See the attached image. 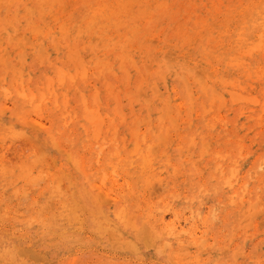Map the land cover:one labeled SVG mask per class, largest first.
I'll list each match as a JSON object with an SVG mask.
<instances>
[{"label": "rangeland", "instance_id": "1", "mask_svg": "<svg viewBox=\"0 0 264 264\" xmlns=\"http://www.w3.org/2000/svg\"><path fill=\"white\" fill-rule=\"evenodd\" d=\"M90 1H92L91 3L94 5L99 4L102 7L104 6L101 10L104 12L117 9L120 10L118 4L123 2V0ZM186 1L187 0H177L178 4L182 6L183 12L188 7ZM184 5L186 7H184ZM131 8L129 9V13L131 14L130 19L134 20L133 22L130 24L126 22L125 18L122 17V11H119L120 17L117 19L118 21L115 20L116 18H113V20H115L114 22L110 19L111 23H107L106 20H103L105 24H100L99 28V31L103 32L102 34H98L97 32L90 33L82 27L69 30L65 22H62L64 23V27L62 25L59 26L61 20L55 23L51 14L58 9H62L64 13H67L69 7L66 0H59V2L58 0H0V56L2 55L4 58L7 56L5 60L1 56L0 88L4 86L3 88H7L6 93L10 92V94L5 97V94L3 96L4 90L0 89V107L4 105L13 107V94L10 88L20 87V80L22 85L28 83V87H30L29 90L33 91L36 84L40 83L44 77L48 75L51 77L54 71L61 70L62 66L68 64L73 70L76 66L75 68L77 69L75 70L78 71L74 70V72L79 73V69L83 70L87 66V61H97L96 63L106 72H101L103 76L101 75L100 77L93 75V79L98 81L102 79L105 82L104 88L107 84L105 93L109 96L106 103L103 104L98 94V102L100 100L99 104L101 105L100 114L105 115V118L102 117L103 121L101 119V124L103 123L104 125V120H106V123L110 121L111 124L109 127H111V131H114L113 129L117 127L115 130L116 132H114L115 138L113 137V133L110 132L111 141L102 138L103 142L100 135L99 137L97 136L96 139H94L95 136H93L89 138L90 141H87L86 124L79 121L74 114L69 112L70 114L67 113L63 119H55L54 121L55 130L52 134L56 135L57 139L54 140L53 138L51 139V137L47 138L43 142V151L40 154H34L31 145L28 143V137H26L29 136L28 128L20 130V135H15V133L17 134L19 132L17 126H20L18 124L14 125L13 122L19 121L18 117L13 118L14 120L8 119V113L1 118L0 146L2 145V147H0V156H4L5 159L2 161V157L0 158V167L2 169L3 165L5 169H0V228L8 229V231L0 233V264H19V262L21 264H264V140L260 137L251 138L256 130L248 131L247 128L242 127L238 130L236 136H232V132L228 128L227 130L225 129L219 132L220 127L218 125L205 122L204 118L199 115V108L204 107L207 116L212 113V108L210 109L209 105L206 106L204 99L207 98H203L202 95L210 93V95H214L213 97H217L222 104V106L220 105L218 108L221 112L226 110L227 104L225 103V98H219V96H215L216 94L213 93L214 91L216 92V90L219 91L213 86L215 76L212 69L204 65L205 60L202 58V55H199L197 52L195 55L189 56L184 51H179L181 42H179L177 38H186L187 40H185V42H187L188 37L191 35L190 30L183 27L180 31H177L178 28L175 27L176 30H173L175 35L174 38L165 36L158 37L154 34L141 36V25L139 24L140 15L150 17L155 14V11L151 8H148V10L147 8L145 10L140 9L139 11L134 10L133 7ZM32 9L33 13L31 14L30 11H32ZM185 11L186 13L188 12L187 10ZM42 15H44L45 18H42ZM28 16H30V18H27ZM203 16H205V14L202 15L201 22L204 19ZM35 18H40L43 22V28H41V30L40 26L34 22ZM96 23L99 22L97 21ZM36 25L38 27L35 28L34 26ZM33 27L35 30H33ZM54 27H56V30H54L53 33L51 32L52 34L49 37L45 38L44 32L46 28L53 30ZM60 27L63 29H60ZM16 29L17 31H14ZM203 30L201 34L204 35H202L198 41L202 42L200 47H202L204 53H207L208 49L210 50L211 48V50H213V46L210 45L211 41ZM122 31L124 32L122 33ZM17 33L18 35L16 36ZM120 33L125 36V43L118 37ZM24 35L28 37L27 39L31 40L30 43L32 42L33 45H29V40L26 38L27 41L22 39V36L25 37ZM126 35H128L129 38H126ZM12 37H14L15 40ZM54 37H57L56 43H51L54 41ZM98 37L100 38L98 39ZM8 38L10 39L8 40ZM20 38L21 40H19ZM107 38L115 39L112 40V45L122 46L121 60H124L122 63L123 69L118 65V71L115 72L117 70L115 69L114 74L113 70H107L109 61L106 52L111 48L109 45L110 43L106 40ZM78 39L83 41H77ZM72 41H74V43ZM17 42L22 43V45L24 44V52L22 48H20L21 45L19 46ZM151 42L152 44L149 47V43ZM72 43L74 47L76 45L75 43H78L76 48L73 47ZM55 46H57V50ZM207 46L211 47L207 48ZM42 47L44 48V52L46 51L44 54L41 52ZM152 47L154 49H152ZM4 48H6V53ZM40 48L41 51L38 52L37 50H40ZM149 51L151 53L148 55L147 53H149ZM19 52L25 54L24 56L21 53V56H24L23 58L26 62H24L25 60L23 58H21V60L18 57ZM165 52H169V56L167 55V57L174 58V60L172 59L173 61L167 58L172 64L170 67L171 64H169V62L167 63V65H169V70H167L168 67L165 65V59L162 58L163 56L165 57ZM170 52L175 53L170 54ZM7 53L9 55H6ZM125 53H127L126 56L124 55ZM39 55H43V58ZM140 55L143 56L145 60H143ZM155 55L158 57L159 63H157L158 59L155 58ZM73 58L76 59L75 63H72V61H74ZM40 59H42V61ZM105 60H107L108 63ZM39 61H41L40 64ZM79 61L84 63V65H82L84 68L82 66L80 67ZM131 61L138 69L133 67ZM4 62L7 63H5L6 66ZM102 64L104 65L102 66ZM12 65H14V68ZM145 66L146 68L149 67V73L147 72V75H145V73L148 69L144 68ZM181 66L184 69L190 68V70H194L196 67V71L200 69L199 72L201 74L199 72L197 73L200 75L203 74L201 77L199 75V77H204L201 81L203 80L205 83V89L202 90L203 83H198L200 79H198V74L197 77L193 74L196 72L195 70H184ZM18 70H21L19 72L22 77L18 75ZM125 70L130 73V76ZM157 70L159 71L156 72ZM160 70L162 71L161 73ZM209 72H212L211 76ZM186 74L192 76L193 83L188 80ZM141 75L143 76V80ZM193 76H195V78ZM183 77L187 79H185L186 82ZM164 79L165 81H163ZM144 80H147V83H145ZM106 82L109 84L111 83L113 87H109V84ZM138 84L139 86L137 87ZM153 84L158 88L153 86ZM186 84L189 85L187 86V90L192 94L193 100H191L192 98L190 99L191 95H188L190 93L186 90ZM140 85L142 90L138 89ZM151 86H153L152 89H154V91L150 88ZM98 87H101V85L99 84ZM128 87L133 90L135 95H130H134V98H137L139 93H145L146 95L139 94L138 99L131 100L133 98L127 96L129 91L127 95L125 94ZM173 87L176 91H174ZM111 88L112 90L109 91L110 93L107 92ZM116 88H120L121 90L119 89L120 91L118 92ZM157 89L162 93L161 98L160 95L156 96L159 94V90ZM136 90H139L137 92L138 94ZM211 90H213V92ZM133 92L130 91V93ZM178 92L184 93L183 96L179 95ZM117 93L120 96V103ZM219 93L221 94L220 91L217 94ZM114 94L121 106L119 110L116 109L119 105H114V103H117V101L115 102ZM221 95L223 96V94ZM186 98L187 100H191L190 102H192V104L189 102L190 107L187 110V114H184L181 119L180 117L183 114H175V110L172 106ZM147 99L149 101H147ZM166 99H169L168 102L170 106L168 102H165ZM84 101H86V97ZM146 107H149L150 110ZM161 107H163L164 112L168 110L167 108L171 107L172 110L169 109L170 111H168L170 112V116H173L174 120L176 118L175 124L171 118L173 123L170 121L168 118L169 115L167 114H165L163 119L159 116L160 119L157 117V115L163 113ZM165 107H167V110ZM210 107L212 106L210 105ZM114 111H116V113L123 111L124 114H122L123 112L121 113L123 116H121V114H114ZM33 112L35 113L33 114ZM105 113H107V115ZM35 114L39 116V118L35 116ZM230 115L232 116V113ZM142 117L145 119H143V122ZM148 117L149 120L144 122ZM28 118H30L32 122H36L35 119H37L45 123L46 127L51 128L52 122L50 121V116L48 113L39 111L38 108H30ZM69 118L71 119L69 120ZM111 118L112 120H110ZM119 119H121V121ZM137 119L139 123L135 125V120ZM244 120L245 116L240 114V121L242 122ZM249 121L253 122L254 119ZM131 124L134 125L132 126ZM175 125L177 126L176 128ZM212 125L214 126L212 127ZM263 126L264 124L261 123L258 125V128H263ZM133 128L136 130L134 129L131 133ZM15 130L17 132H15ZM21 131L27 135L23 133L24 136H22ZM159 131L163 137H165V133L170 134L166 135L169 137H165L166 139L164 138L166 143H160L161 141L158 142L160 138L158 139L159 136L157 133H159ZM134 133H144L142 140L146 144L151 143V149L149 148L150 150H148L150 157L145 159L146 162L150 160V163H146L138 179L134 176H124L121 171L122 169L116 171L110 169L112 162L110 163L108 157L110 155L111 159L114 160V156L116 155L107 154L114 145L115 147L117 145V147L114 148L118 151L119 148H123V153L132 148L137 139ZM44 134L45 133H41L40 135L43 137ZM50 134L51 133H46L45 136ZM91 134L95 135V133L92 132ZM218 134L226 135L230 140L236 138L241 144H246L245 147H241L245 151L240 152V157L233 163L232 170L230 169L228 172L225 168L228 160L222 158L220 154L217 153L220 145L214 142L215 135ZM120 136L124 139L121 140ZM170 140L171 142H169ZM202 140L208 141L211 146H207L206 149L205 146L202 145L204 143H202ZM191 141L192 144L188 147ZM156 143H158L157 147H154L153 144ZM208 143H206V145ZM53 144L58 148L56 149ZM83 144H88V146L83 148ZM103 144L104 146L100 148ZM179 145L181 147L180 153H178L179 149L177 147ZM60 149H62L63 152L58 151ZM98 150H100V153H98L99 155L97 154V152H99ZM202 150H206V153H202ZM151 151H155V155L151 153ZM190 152H192V154ZM29 155L34 157H31L32 159H38L35 165L33 164L34 162L32 163L29 159L31 165H26L27 168L26 166L19 165L27 163V157H29ZM14 156H16V158ZM97 156L98 159H96ZM134 157H136V155H134ZM216 158H220L221 163L220 166H216L215 168L216 162H214V160ZM45 159L48 162H51V159H53L55 164L52 166V163H47L44 161ZM77 159L83 161V167L82 165L80 166V161ZM95 160H98V162ZM198 160L200 162H198ZM206 161H210L209 164H206ZM5 162L7 163L6 165L3 164ZM104 163L109 171H107L106 168L104 169ZM177 163H180V165L175 167L174 165ZM198 163H200V166ZM32 164L34 166H32ZM18 166H20V168ZM6 167H9L8 169L13 172H10ZM46 167L48 168L47 170ZM81 167L90 173L91 178L86 181L89 183L91 182L89 184L90 186L95 185L97 191L98 185H101V179H99L96 174H93V170L95 169L94 167L101 168V172L103 171L102 173L105 174L104 176L107 175L105 177L107 183L106 185H102L103 189L115 195L121 194L124 203L128 205L125 207V210L128 209L127 217L122 224H119L120 226H118L115 234H109L112 235V237H109V231H103V228L98 226L95 227L94 224L96 223L94 222V217H92L93 215L87 214V210L83 206L84 194H87L89 185L83 181L85 179V173ZM38 168H41V171ZM26 169L29 171L31 170L28 172L29 174L26 172ZM5 170H7L8 173ZM175 170H177V172H175ZM234 170L237 171L234 172ZM131 171H133V168H131ZM38 172H40L39 176L41 173H45L42 174L44 178L40 176L42 179L40 181L37 179L39 176L36 175ZM152 172L154 173L151 174ZM230 172L233 173V176ZM25 173L28 175H25ZM35 175L37 178H34ZM56 175L62 182L51 179V177ZM32 178L36 179L38 183ZM199 178L207 181L206 188L200 185L198 181ZM226 178L229 180L227 183ZM31 179L35 183H33ZM147 179H150L149 181L152 182V184L154 183V187L157 191L150 185L151 183H148L151 187L150 190L153 191L149 194L150 190H148L147 183H145ZM218 179H220V181ZM133 180L135 185L131 186ZM26 181L28 182L26 183ZM217 181L221 183L214 187ZM57 183L58 193L52 188L54 185L56 186ZM219 185H222V189H220ZM23 187L26 196H22L23 198H21L20 195L23 192ZM235 188H238L239 193L232 195ZM129 190H132V193H130ZM80 193L83 196H80ZM220 197L222 198L221 202L219 201ZM257 198L258 202L256 201ZM142 199L144 201H142ZM233 200L235 202H233ZM17 201L19 207H17ZM249 201L250 203H254V201L257 202L256 205L255 203L253 204L255 205L254 209L256 207V210H254L256 214L252 218H249L253 210L252 206H249ZM248 212L251 213L248 214ZM190 214L193 218L190 217ZM75 215L78 218L74 219ZM160 218L165 219L164 221L161 219V221ZM179 223H181L183 230L186 231L185 233H183V231L180 234H176L174 225ZM145 225L149 227L148 229L151 230L153 234H157L159 230L168 231L163 238L156 239V241L146 246L147 243L145 245V242L147 241L144 239L145 242H143L144 230H139ZM242 225L244 227H242ZM50 229L55 231L54 237H52L51 240L46 239L45 235H43V232ZM180 230H182L181 227L178 228V231ZM193 230L196 232L195 235L192 234ZM61 232H65L67 235L66 240L60 239ZM203 232L205 233L203 234ZM191 234L193 237L199 238L200 240L201 238H205V241H203L204 243L200 240L196 243L187 242ZM115 238H117V241ZM128 238L130 239L128 241H132L136 246L132 245L134 247H131L130 243L128 244L127 242ZM163 242H167L169 247L165 245V247H162ZM199 242L203 244L200 246L197 245ZM13 244L15 246L12 247ZM182 247H185L186 250L184 249L183 251ZM20 248H26L27 250L32 248L33 250L31 249V254H29V250V253H24ZM158 249H161V251ZM11 255L12 257H10ZM32 256H34L36 260H34L35 258Z\"/></svg>", "mask_w": 264, "mask_h": 264}, {"label": "bare ground", "instance_id": "2", "mask_svg": "<svg viewBox=\"0 0 264 264\" xmlns=\"http://www.w3.org/2000/svg\"><path fill=\"white\" fill-rule=\"evenodd\" d=\"M58 2H59V0H58ZM66 2H67V5L69 7L67 13H64L62 11V9H58L57 11H54L51 14V16L53 17V20H55V23L61 20V23L59 24V26H61V25L63 26L64 23H62V22H65V24L68 26L69 30L70 29L75 30V28L82 27V28H85L90 33H96L97 32L98 34H102L103 31H99L100 24H105L103 22V20H106L107 23H111V20H113V18H116L115 20L118 21L117 19L120 17V14L118 13L119 11H122V17H124L126 22H128L130 24L131 22L134 21V20L130 19L131 14L129 13V9L131 7H133L134 10H136V11H139L140 9L145 10L146 8H147V10H148V8H151L152 10L155 11V14H153L150 17H145L144 15H140L141 18H140L139 24L141 25V29H140V35L141 36H147V35L154 34L158 37L165 36L168 38H174L175 35H174L173 30L175 29V27L178 28L177 31L178 30L180 31L181 28H183V27L188 28L191 32V35L188 37L187 42H185V40H187L186 38H184V39L177 38L178 41L181 42L179 51H184L189 56H193L197 52L199 53V55H202V58L205 60L204 65L206 67H208L209 69H212V71L214 73L215 80L213 82V86L216 87V89H218L221 92V94H223L224 97L220 93L217 94L219 92L217 90H216V92L215 91L213 92L214 89L211 91L216 94L215 96H219V98L220 97L225 98V103L227 104L226 110L224 112H221L218 108L220 105L222 106V104L217 99V97L216 98L213 97L214 95H210V93L204 94V95H202V97L207 98V99H204V102H206L205 103L206 106L209 105V108L210 109L212 108V110H211L212 113L207 116L205 113L206 111H204L205 108L200 107L199 108V115L204 118L205 122H207L209 124L213 123L215 125H218L220 127L219 132H221L222 130H225V129L227 130V128H228L232 132L231 133L232 136H236L238 134L237 133L238 130L241 129L242 127H245V128H247L248 131H252V130L255 131L256 130L255 133L253 134V136L251 137L252 139H254L255 137H260L262 140H264V126H263V128H258L259 124H261V123L264 124V0H187L186 4L188 7L185 9L188 11L187 13L185 10L183 12V8H182V6H180L178 4L177 0H142V1H140V0H123V2L121 4L120 3L118 4V6L120 7V10L117 9V10H112L110 12L109 11H105V12L101 11L104 6L102 7L99 4L94 5L91 3L92 1H90V0L89 1L88 0H66ZM184 7H186V6L184 5ZM151 9H150V11H151ZM30 12L32 14L33 9ZM204 14H205V16H203L204 19L201 22V17ZM41 17L45 18L44 15H42ZM27 18H30V16H28ZM115 20H113V22ZM97 21L99 23H96ZM34 22L37 23L38 26H40V30H41V28H43L42 27L43 22L41 21L40 18H35ZM119 22H121V21H119ZM38 26L36 25L34 27L36 28ZM34 27H33V30H35ZM55 28L56 27H54L53 30L46 28V31L44 32V37L45 38L49 37L54 32V30H56ZM60 29H63V28L60 27ZM202 30L206 32V34L208 35V39L211 41L210 45L213 46V50H211V48H210L211 46H207V48H210V50L208 49L207 53H204V51L202 50V47H200L202 42L198 41L201 38V36L204 35V34H201ZM14 31H17V29ZM37 31H38V29H37ZM124 31H122V33ZM122 33L118 34V37L122 40V42L125 43V39H124L125 36ZM17 35H18V33L16 34V36ZM16 36H14V37H16ZM8 37H9V35H8ZM14 37H12V38L14 39ZM65 37H67V36H65ZM25 38L27 39L28 37L22 36V39H25ZM56 38L55 37H54V39L52 38L54 41L52 40L53 42H51V43H54V42L56 43V40H57ZM99 38L100 37H98V39ZM126 38H129V36L126 35ZM9 39L10 38H8V40ZM110 39L111 38L106 39L110 43L109 45L111 47L110 50L106 52V55H107L108 61H109V65H108L109 69L107 68V70H110V69L113 70V74H114L115 72L118 71V65L121 66V68H122V66H123L122 63L124 62V60H121L122 46L112 45V40L114 38H112L111 40ZM19 40H21V38ZM27 40H29V39H27ZM64 40H66V39H64ZM79 40L80 39H78L77 41H79ZM30 41L31 40L28 41L29 45H33L32 42L30 43ZM82 41L80 40V42H82ZM104 41H105V39H104ZM154 41H155V39H154ZM0 42H1V40H0ZM72 42L74 43V41H72ZM91 42H89V43H91ZM152 42L149 43V47L151 46ZM24 43H25V41H24ZM17 44H19V46L21 45L20 48H22V50L24 49V46H23L24 44L22 45V43H18V42H17ZM75 44L77 45L78 43H75ZM76 45L74 47V44H73V47L76 48ZM100 45H101V43H100ZM101 46H98V47H101ZM105 46H108V45H105ZM56 47L57 46H55V49H56ZM95 47H97V46H95ZM152 49H154V48L152 47ZM5 50H6V48H4V51ZM37 51L38 52L41 51V48H40V50H37ZM70 51H72V50H70ZM6 52L7 51H5V53ZM23 52H24V50H23ZM23 52H19V54H18L19 56L17 55L20 59L25 56V54ZM41 52L43 54L46 53V51L44 52L43 47H42ZM21 53H22V55H24L23 57L21 56ZM150 53L151 52L149 51V53H147V54L149 55ZM171 53L174 54L175 52H170V54ZM76 54H79V53H76ZM126 54L127 53H125L124 55L126 56ZM168 54H169V52H165L164 55L166 58L164 56L162 57L163 59H165L164 60V62L166 63L165 65H166V67H168L167 70H169V65H167V63L169 62V64H171L170 61L174 60V58L167 57ZM6 55H9V54L7 53ZM124 55H123V57H124ZM1 56H0V62H2ZM39 56H41V55H39ZM47 56H48V53H47ZM67 56H69V55H67ZM6 57L7 56H5V58L3 57V59L5 60ZM41 57L43 58V55ZM141 57L143 60H145L143 58V56H141ZM124 58L126 59V57H124ZM155 58L158 59V57L156 55H155ZM46 59H47V57H46ZM102 59H104V58H102ZM40 60L42 61V59H40ZM75 60L76 59H74V61H72V63L73 62L75 63ZM79 60H80V58H79ZM100 60H99V62H100ZM41 61H39V64L41 63ZM47 61H48V59H47ZM105 61H107V60H105ZM108 61H107V63H108ZM154 61H155V59H154ZM24 62H26V60ZM96 62L97 61H93V62L87 61V66L85 68H84V66H82V65H84V63L82 62L83 63L82 64L80 62L79 63L80 67L82 66L84 69L83 70L79 69V71H80L79 73L74 72V70L77 69V68H75L76 66L74 67V70L68 64L65 66H62V69L61 70H55L51 77L49 75L47 77H44L40 83L36 84L35 88H33V91L29 90L30 87H28V83H25L24 85H22L21 80H20L19 81L21 84L20 87L17 86L16 88H13V89L10 88V91L13 94V107H8L7 105L0 107V120L3 116H5L8 113H9V115L7 116L8 119H13L15 117H18L19 121L13 122L14 125L18 124L20 126V127L17 126V128H19V132L17 134L15 133V135H18L20 133V130H25L26 128H28V130H29L28 135L29 136H26V137H28V143L31 145V148L33 149L32 151H34V154H40L43 151V149H42L43 142L47 138L51 137V139L52 138L54 140L57 139V136L52 134V132L55 130L54 121H55V119H63V117L69 112L74 114L76 116V118H78L79 121H82V122H84V124H86L87 141H90L89 138H91L93 136H95L94 139H96L97 136L99 137V135L101 137V140L103 138V139H107V140L111 141L110 132L113 133V137L115 138L114 132H116L115 130L117 127L115 129H113L114 131H111V127H109L111 124L110 121H108L106 123V120H104V125H103V123L101 124V119L103 121L102 117L105 118V115L100 114L101 105L99 104L100 100L98 102V97L100 96V99L102 100L103 104H105L107 101V98L109 96L105 93V91H106L105 88H106L107 84L104 88L105 82L102 79H100V81L93 79V75L96 77H100L101 75L103 76V74H101V72H103V73L106 72ZM143 62H145V61H143ZM5 63L6 62H4V64ZM157 63H159V59H158ZM6 64H5V66H6ZM131 64H133V62ZM103 65L104 64H102V66ZM13 66L14 65H12V67ZM21 66H23V65H21ZM55 66H57V65H55ZM135 66L136 65L133 64V67H135ZM171 66H172V64L170 65V67ZM197 67H198V65H197ZM13 68H12V70H13ZM56 68L59 69L58 67H56ZM144 68H146V66ZM115 69H117V70L114 72ZM136 69H138V68H136ZM146 69H148V70H146L145 75H147V72L149 73V67H147ZM159 69H161V68H159ZM182 69H184V68L182 67ZM187 69H188V71L190 70V68H187ZM194 70L196 71V67ZM194 70H192V71H194ZM198 70L200 71V69H198ZM4 71L6 73L5 69H4ZM19 71H21V70H18V72ZM75 71H78V70H75ZM158 71L159 70H157L156 72H158ZM199 71H196L195 73L192 72V73L194 75H196V77H197V74H198L197 72H199ZM161 72L162 71L160 70V73ZM211 73L209 72L210 76L212 75ZM127 74L129 75L130 73L127 72ZM200 74H198V79L203 75V74L202 75H200ZM207 74H208V71H207ZM18 75L21 76L20 72ZM199 75H200V77H199ZM106 76H110V75H106ZM182 76H184V75H182ZM29 77H28V80H29ZM141 77L143 80L142 75H141ZM163 77H164V75H163ZM186 77L188 78V80L190 82L193 83L192 76H190L189 74H186ZM193 77L195 78V76H193ZM126 78H127V76H126ZM203 78H200L198 81V83L200 82V84L203 83L202 90L205 89V85H204L205 83L203 82V80L201 81V79H203ZM127 79L129 80V78H127ZM183 79L185 81L186 78L183 77ZM142 80H140V81H142ZM146 81H145V83H147ZM163 81H165V79ZM15 83H16V80H15ZM106 83H108V82H106ZM99 84L101 85V87H98ZM154 84H153V86H156ZM108 86L113 87V85H111V83ZM138 86H139V84L137 85V87ZM153 86H151L150 88L152 89ZM187 86H189V85L186 84V90H187ZM206 86H207V84H206ZM3 87L1 86L0 89L4 90L3 96L5 94V97H6L8 94H10V92L6 93L7 88L5 87L6 88V90H5V88H3ZM137 87H136V89H137ZM174 87H173V89H174V91H176V89ZM214 87H212V88H214ZM116 89L118 90V92L121 90L120 88H116ZM138 89L142 90L141 85ZM111 90H112V88L110 90H108L107 92H109ZM139 90H136V93ZM152 90L154 91V89H152ZM157 90H159V89H157ZM128 91H129V94H128ZM130 91L133 92V90L130 87H128V90H126L125 91L126 93L125 92L124 93L126 95L128 94L127 96L132 97L133 99H131V100L138 99L139 94L146 95L145 93H139V94L137 93L138 94V95L136 94L137 98H134L133 97L135 95L134 92L130 93ZM187 91H189V90H187ZM204 92H205V90H204ZM158 93L159 94H157L156 96L160 95V98H161L162 97L161 91L159 90ZM188 93H190V91ZM98 94H99V96H98ZM130 94H134V95H130ZM183 94L184 93H182V92L179 93V95H181V96H183ZM188 95L189 96L191 95L190 99L192 98L191 100H193L192 94L190 93ZM85 97H86V101H84ZM119 97L120 96L118 94V99H119ZM116 98L117 97L114 94L115 102L117 101ZM169 99H170V97H169ZM169 99H166L165 102H168ZM131 100H130V102H131ZM191 100H187V98H186L185 100H181L180 102H177L176 104H174L172 106L175 110V114H178V115L183 114L180 117L181 119L183 118L184 114H187V110L190 107L189 102ZM144 101H145V99H144ZM147 101H149V100L147 99ZM119 103H120V99H119ZM119 103L117 101V103H114V105L118 106ZM190 103L192 104V102H190ZM168 105L170 106L169 102H168ZM210 105L212 107H210ZM115 106H114V108H115ZM169 106H167V107H169ZM120 107L121 106L119 105L118 107H116V109L119 110ZM167 107H165V109ZM30 108H33V109L38 108L39 111H41L43 113H48V115L50 116V121L52 122L51 128L46 127L45 123L38 121L37 119H35L36 122H32L31 119L28 118V112H29ZM130 108H131V105H130ZM161 108H162L161 110L163 113L161 112L162 114L157 115V117L159 116L160 118L163 119L165 114L170 116L169 111L172 110L171 107L167 108L168 110L170 109L169 111L166 109L169 114L167 113V111H165L166 113L163 111L164 110L163 107H161ZM191 108H192V106H191ZM209 108H207V109H209ZM147 109L150 110L149 107ZM132 110H131V112H132ZM45 111H47V112H45ZM122 112L120 111L119 113L118 112L116 113V111H114V114L116 113V114L120 115ZM34 113L35 112H33V114ZM231 113H232V116L230 115ZM105 114L107 115V113H105ZM122 114H124V112ZM122 114H121V116H123ZM240 114H243L245 116V120L242 122L240 121ZM148 115H149V113H148ZM35 116H37V115L35 114ZM169 116H168V118L169 119L171 118L175 124L176 118L174 120L172 115H171L172 117L171 116L169 117ZM37 117L39 118V116H37ZM109 117H111V116H109ZM149 117H150V115H149ZM149 117L144 122H147L149 120ZM121 118L124 119L125 116H124V118L123 117H121ZM136 118H138V117H136ZM70 119L71 118H69V120ZM143 119L144 118L142 117V122H143ZM171 119H170V121H171ZM251 119H254V121L250 122L249 120H251ZM110 120H112V118ZM119 120L121 121V119H119ZM135 121H136V124L135 123L134 124L137 125V123H139V120L137 119ZM10 125H12V124H10ZM64 125H66V124H64ZM81 125H82V123H81ZM176 125H175V128L177 127ZM213 126L214 125H212V127ZM82 127H83V125H82ZM128 127H130V126H128ZM165 128H166V126H165ZM134 129L135 128H133V130L130 129L131 133H132V131H134ZM15 132H17V131L15 130ZM21 132H22L21 133L22 136L27 135L23 131H21ZM84 132H85V130H84ZM91 132L95 133V135L91 134ZM23 133H24V135H23ZM41 133H45L43 135V137L40 135ZM46 133H51V134L48 136H45ZM88 133H90V134H88ZM131 133H130V135H131ZM143 134L144 133H137V134L134 133V136L137 138L135 140L136 142L134 141L135 142L134 146L132 148H130L129 150H126L124 153L122 152L123 148H119V151L117 149H115L117 147V145H116V147L114 145L115 148L112 147L110 149V151L107 152V154H115L116 155V156H114L115 157L114 160L111 159L110 155L108 157V159H110V163L112 162L110 169H112L113 171L114 170L116 171L118 169H122L121 171L124 174V176H126V177H129V176L133 177L134 176L137 179L140 178V176H141L140 174L143 170V167H145L146 163H148V164L150 163V160H148L146 162L145 159H148L150 157L148 150L151 149L150 148L151 143L146 144L142 140ZM157 134L159 136L158 139L159 138L161 139V140L159 139L158 142L161 141L160 143H162V142L166 143L165 137H169V136H166L169 133L168 134L165 133V137L162 136L160 131ZM120 137H121V140L124 139V138L122 139V136H120ZM132 137H133V134H132ZM243 137H244V135H243ZM162 139H163V141H162ZM54 140H52V141L55 142ZM169 142H171V140ZM214 142H216V144L220 145V148L217 150V153L220 154V156L222 158H225L228 160V162L225 165L226 171L228 172L230 169L232 170L233 163L235 161H237V159L241 155L240 152L245 151L241 147H245L246 144L245 145L241 144L236 138L230 140V139H228V137H226V135H222V134L215 135ZM202 143H203L202 145H204L206 149H207V146H211L210 143H208V141H206V140H202ZM206 143H208V144L206 145ZM157 144L158 143L153 144L154 147L155 146L157 147ZM190 144H192V141H191V143L189 142L188 147L191 146ZM17 146H18V144H17ZM86 146H88V144H83V148H85ZM103 146H104V144L101 145L100 148H102ZM0 147H2V145ZM54 147H56V149L58 148L55 145H54ZM123 147H124V145H123ZM177 147L179 149L178 153H180L181 152L180 145ZM58 151H62V149H60ZM98 151L99 152H97V154L100 153V150H98ZM154 152L155 151H153V152L151 151V153H154ZM190 153L192 154V152H190ZM202 153L205 154L206 150L205 151L202 150ZM31 154H33V153H31ZM67 155H68V153H67ZM134 155H136V157H134ZM154 155H155V153H154ZM14 157L16 158V156H14ZM29 157H27V163H24V165H22V164H19V165H21V166H26L28 164L31 165L29 160H31L32 163L34 162L33 164L35 165V163H36V161H38V159H32L31 158V157H33L32 155H29ZM258 157H257V159H258ZM0 158L2 159V161L5 159L4 156H0ZM35 158H37V157H35ZM96 159H98V156ZM47 160H48V158H47ZM51 160L53 162L52 161L48 162V161H46V159L44 161H46L47 163H52V166H53V164H55V161L53 159H51ZM78 161H80V160H78ZM82 162L83 161H80V166L82 165V167H83ZM96 162H98V160ZM135 162H137V163H135ZM198 162H200V161L198 160ZM209 162L210 161H206V164H209ZM214 162H216V164H215V168H216V166L217 167L220 166L221 160H220V158L219 159L216 158L214 160ZM3 164L6 165L7 163L5 162ZM33 164H32V166H34ZM133 164H134V167H133ZM105 165L106 164L104 163V165H103L104 169L106 168L107 171H109L108 167H105ZM178 165H180V163H177L174 166L176 167ZM198 165L200 166V163H198ZM2 167H3L2 169H5V167L3 165H2ZM18 167L20 168V166H18ZM82 167H81V169L85 173V179L83 181L89 185L91 182L89 183L86 180L91 178L90 173L85 171ZM258 167H260V166H258ZM26 168H27V166H26ZM94 168L95 169L93 170V174H96L97 177H99V179H101L100 180L101 185H98V191L96 190L97 188L95 185H92V186L89 185L87 194H84L83 206H84V208H86L87 214L93 215L92 217H94V222L96 223V224H94L95 227L98 226L100 228H103L102 229L103 231H109V233L107 232L108 235L110 233L113 235V234H115V231L118 229V226H120L119 224H122L125 221V219L127 217V211H128V209L125 210V207L128 205L126 203H124L121 194L115 195L112 192H108V191L103 189L102 185H106V183H107V181H105V179H106L105 177L107 175L104 176L105 174L102 173L103 171L101 172V168H96V167H94ZM131 168H133V171H131ZM0 169H1V167H0ZM38 169L41 171V168H38ZM47 169L48 168L46 167V170ZM112 170H111V172H112ZM203 170H205V169H203ZM237 170H234V172ZM5 171H7V170H5ZM30 171L26 169L27 173ZM3 172H4V170H3ZM10 172H13V171L11 170ZM175 172H177V170H175ZM7 173H8V171H7ZM27 173H25V175L29 174V173L28 174ZM39 173L40 172L36 173V175L39 176ZM43 173H41L40 176H42ZM153 173L154 172H152L151 174H153ZM230 174L233 176L232 172H230ZM36 175L34 176V178L36 177ZM5 176H6V174H5ZM40 176L38 178L36 177L37 179H39V181L42 180L40 178ZM42 177L44 178V175ZM117 177H118V175H117ZM34 178H32V179L38 183V181ZM29 179H30V177H29ZM32 179H31V181L33 183H35ZM51 179L62 182L61 179L57 175L54 177H51ZM228 179H230V178H228ZM228 179L226 180V183H227V181L229 182ZM134 180H135V178H134ZM134 180H133L131 186L135 185ZM149 180L150 179H147V181H149ZM155 180H158V179H155ZM218 180L220 181V179H218ZM147 181L145 183H147L148 190H150L151 189L150 185H152V187H154V183L152 184V182H150V181L147 182ZM159 181H160V178H159ZM198 181L200 182V185H202L205 188L207 187V181L205 179L199 178ZM219 181L216 182L214 187L218 186V184L221 183V182L219 183ZM27 182L28 181H26V183ZM148 183H151V184L149 185ZM57 186H58V183L56 186L54 185L52 187L56 193L59 192ZM126 186H127V184H126ZM219 186H220V189H222V185H219ZM239 188H240V186H239ZM79 189H81V188H79ZM154 189H155V191H157V189L155 187H154ZM23 192L20 195L21 198L26 196L24 187H23ZM152 192L153 191L150 190L149 194H151ZM130 193H132V190L130 191ZM238 193H239L238 188H235L233 190L232 195H236ZM80 196H83V195H81V193H80ZM240 198H241V196H240ZM142 201H144V200L142 199ZM219 201L220 202L222 201L221 197H220ZM256 201L258 202V198ZM256 201H254L255 205L257 204ZM233 202H235V201L233 200ZM249 203H250V201H249ZM254 203L252 202L249 204V206H252L253 210L251 212L254 214L253 215L251 212H248V214L251 213L249 215L250 216L249 218L254 217L256 214V211H254V210H256V207L254 209V206H255V205H253ZM129 206H130V204H129ZM17 207H19L18 201H17ZM41 207H43V206H41ZM45 207H46V205H45ZM74 207H75V205H74ZM74 211H75V209H74ZM9 213H11V212H9ZM248 214H245V215H248ZM190 217H192V215ZM75 218H78V217L75 215L74 219ZM156 219H157V217H156ZM161 219L164 221L165 218L164 219L160 218V220ZM144 221H146V220H144ZM179 227H181L182 230L178 231ZM242 227H244V226L242 225ZM131 228H133V227H131ZM148 228L149 227H147V225H145L143 228L139 229V230H141V229L144 230L145 234L143 235V242H145V240L147 241V242H145V245L147 243L146 246H148V244L150 245L151 243L156 241V239L163 238L165 236L166 232L168 231V230H166V231L165 230H162V231L159 230L157 232V234H153V232L151 230H149ZM4 230H6V231H4ZM174 230H175L176 234H180L181 232L184 231L183 227L181 226V223L174 225ZM7 231H8V229L0 228V233L7 232ZM153 231H155V230H153ZM9 232H12V231H9ZM185 232L186 231H184L183 233H185ZM54 233H55V231L50 229L48 231L43 232V235H45L46 239L51 240L52 237H54ZM118 233H116V234L119 235L120 233L119 234ZM204 233L205 232H203V234ZM192 234L193 235L196 234L195 230H193ZM192 234L188 237L189 240L187 239V242H189V243L198 242L200 239L193 237ZM60 235H61L60 239H62V240L67 239V235L65 234V232H61ZM112 235H109V237H112ZM116 239L117 238H115V240ZM128 240H130V239L128 238L127 242H128V244L130 243L131 247L136 246V244L134 245L132 241H128ZM200 241L201 242L205 241V238L204 239L201 238ZM201 242H199V244H197V245L200 246L201 244L204 243V242L203 243H201ZM132 245H134V246H132ZM164 245L169 247L167 242H163L162 247H165ZM13 246H15V245L13 244L12 247ZM112 246H113V243H112ZM127 246H129V245H127ZM26 248L25 249L20 248V249L23 250L24 253H27L28 250L30 251L32 249L31 248V249L27 250ZM182 248L181 249L184 251L185 247H182ZM158 250L161 251V249H158ZM17 251H19V250H17ZM31 251H30V253L29 252L28 253L31 254ZM187 251H188V249H187ZM160 253H162V252H160ZM10 257H12V255ZM32 257H34V256H32ZM32 257H30V258H32ZM34 260H36V258ZM19 264H21V263L19 262Z\"/></svg>", "mask_w": 264, "mask_h": 264}]
</instances>
